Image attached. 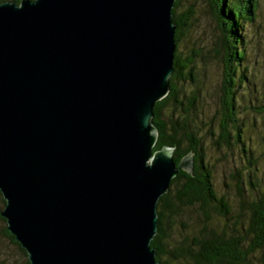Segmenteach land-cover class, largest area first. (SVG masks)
Instances as JSON below:
<instances>
[{"label":"water","instance_id":"water-1","mask_svg":"<svg viewBox=\"0 0 264 264\" xmlns=\"http://www.w3.org/2000/svg\"><path fill=\"white\" fill-rule=\"evenodd\" d=\"M176 2L0 3V215L30 264H162L158 202L194 169L154 152Z\"/></svg>","mask_w":264,"mask_h":264},{"label":"trees","instance_id":"trees-1","mask_svg":"<svg viewBox=\"0 0 264 264\" xmlns=\"http://www.w3.org/2000/svg\"><path fill=\"white\" fill-rule=\"evenodd\" d=\"M6 1L19 4L21 0H0V3ZM210 2L219 32L216 53L225 65V69H229L228 81L224 83L226 86L222 94L219 132L218 134L211 133V137L214 139L215 146L230 148L233 143L244 145L243 131L236 118L237 89L238 83L243 80L248 82V78L244 67L241 74L243 79L238 82L237 71L241 66L243 67V62L246 60L242 29L245 25L257 20L259 0H210ZM179 6L180 0H177L173 10V21L177 26V49L174 58V73L170 79L171 91L154 108L153 122L158 130V141L154 152L161 150L164 146L173 148V158L177 166L186 156L192 155L194 169L193 172L181 170L172 180L169 191L159 200L158 230L151 246L156 248L157 260L162 264H173L176 261L181 264H248L249 256L255 252L260 254V261L264 264V189L258 190L249 171L246 174L243 173L242 177L238 176L240 177L238 182L240 203L243 206L247 205L248 213L247 228L243 233L230 235L225 230L218 233L204 226L199 236H185L179 244H170L171 221L183 207L198 206L203 212L216 208L220 216L227 221L230 219L231 211L226 198L223 195L218 196L215 190L213 171L205 157L203 141L201 142L195 134L192 111L194 105L191 102L186 106L183 101L178 100L179 83L195 84L191 70L199 55L194 53L192 58L183 60L177 52L182 33L187 27L186 21L191 17L185 18L179 14ZM262 108L264 109V106ZM243 150L250 154L249 162L251 163L254 159L253 152L250 148ZM240 172L237 170V175ZM244 186H246V193ZM0 202L5 207L6 202L1 193ZM2 210L0 209V212ZM0 221L6 224V220L1 215ZM3 234L18 246L26 259L25 264H30L26 251L15 241L6 226Z\"/></svg>","mask_w":264,"mask_h":264},{"label":"rangeland","instance_id":"rangeland-1","mask_svg":"<svg viewBox=\"0 0 264 264\" xmlns=\"http://www.w3.org/2000/svg\"><path fill=\"white\" fill-rule=\"evenodd\" d=\"M191 11V13H189ZM178 13L187 21L178 46V54L183 60L199 54L195 59L191 73L195 84L179 83V101L186 106L194 105L193 117L195 134L203 141L205 157L213 171V184L218 196H224L231 207L229 221L221 217L213 208L203 212L198 206L183 207L172 219L170 232L171 245L179 244L185 236H199L204 226L218 233L226 231L235 235L247 228V205L240 203L239 180L247 171L251 173L258 190L264 189V0H259L257 20L242 29L244 36L246 60L237 71V79H243L245 67L246 81H240L237 89V119L244 135V145L232 144L228 147H217L213 144L211 133L218 134L221 117L222 94L224 83L228 81L229 69L216 53V42L219 32L214 18L210 0H180ZM229 68V67H228ZM186 73V72H184ZM193 99V100H192ZM250 148L254 159L249 162L250 154L243 149ZM255 164V166L253 165ZM253 165V166H252ZM237 170L240 174L237 175ZM240 176V177H238ZM246 178V176H245ZM246 193V186H244ZM247 195V194H246ZM247 198L249 199L248 195ZM4 207L0 202V209ZM6 224L0 221V264H25V257L18 246L3 234ZM173 264H181L173 262ZM248 264H262L260 254L249 256Z\"/></svg>","mask_w":264,"mask_h":264}]
</instances>
